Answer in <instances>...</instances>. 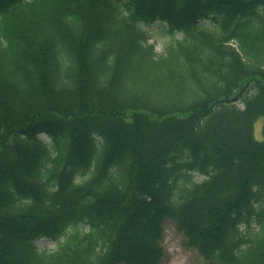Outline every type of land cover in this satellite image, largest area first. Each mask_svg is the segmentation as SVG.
I'll list each match as a JSON object with an SVG mask.
<instances>
[{
    "label": "trees",
    "instance_id": "trees-1",
    "mask_svg": "<svg viewBox=\"0 0 264 264\" xmlns=\"http://www.w3.org/2000/svg\"><path fill=\"white\" fill-rule=\"evenodd\" d=\"M263 113L264 0H0V264H264Z\"/></svg>",
    "mask_w": 264,
    "mask_h": 264
},
{
    "label": "rangeland",
    "instance_id": "rangeland-1",
    "mask_svg": "<svg viewBox=\"0 0 264 264\" xmlns=\"http://www.w3.org/2000/svg\"><path fill=\"white\" fill-rule=\"evenodd\" d=\"M205 24H209L207 21H203ZM148 33L152 34V38L149 40L154 50L158 53L163 52L164 41L166 40V33L154 23L152 26L146 28ZM263 126H264V114L260 115L253 123V135L257 140L263 138ZM193 178L200 180L202 177L192 173ZM253 230H257L258 226L253 221L251 223ZM240 230L246 231L244 225L239 226ZM185 235L177 229L175 222L172 219L166 218L162 222V232L160 243L163 247V254L159 261V264H206L204 257L197 251L196 248L189 246L186 242ZM39 246L53 247L54 243L51 241L42 240L39 242ZM124 264V263H120Z\"/></svg>",
    "mask_w": 264,
    "mask_h": 264
}]
</instances>
